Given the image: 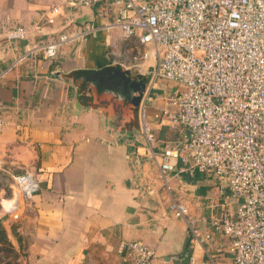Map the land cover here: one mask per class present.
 Masks as SVG:
<instances>
[{"label":"crops","instance_id":"obj_1","mask_svg":"<svg viewBox=\"0 0 264 264\" xmlns=\"http://www.w3.org/2000/svg\"><path fill=\"white\" fill-rule=\"evenodd\" d=\"M64 1L0 0V45L5 31L14 27L29 31L19 44L23 49L112 18L103 4L82 8ZM105 44L106 33L97 31L63 46L54 59L26 63L0 82V103L7 107V125L0 130V171L31 173L40 186L23 203L18 220L0 214V222L10 240L15 234L24 239L28 264H131L125 249L130 241L148 244L155 251L153 264H188L192 255L205 258L203 245L183 219L169 213V205L171 199L187 203L189 217L205 235L207 196H216L218 187L206 195L192 181L195 176L172 175L168 190L154 165L131 164L133 151L144 153L138 124L131 123L136 113L80 79L81 73L109 67ZM10 56L5 55L0 69ZM75 73L87 93L69 77ZM174 87L162 82L156 90L161 99L150 105L161 140L178 136L159 124L164 98ZM189 236L188 256H183ZM204 246L228 255L221 237Z\"/></svg>","mask_w":264,"mask_h":264},{"label":"built area","instance_id":"obj_2","mask_svg":"<svg viewBox=\"0 0 264 264\" xmlns=\"http://www.w3.org/2000/svg\"><path fill=\"white\" fill-rule=\"evenodd\" d=\"M82 8L103 4L112 18L98 26L19 45L26 27L3 34L0 82L23 65L52 60L59 50L97 31L106 33L109 67L147 78L137 121L144 153L133 151L136 167L154 165L166 188L172 175L214 176L218 193L207 196L208 232L201 234L187 203L171 199L169 213L183 219L205 258L188 264H264V0H65ZM37 77V76H35ZM172 83L160 125L177 137L159 139L150 105L161 83ZM0 103V130L7 125ZM1 169V161H0ZM10 195L2 217L19 219L23 203L39 191L31 173H7ZM226 241V254L207 248L215 237ZM214 241V242H213ZM215 246V245H214ZM131 264H153L155 251L143 241L125 246Z\"/></svg>","mask_w":264,"mask_h":264},{"label":"water","instance_id":"obj_3","mask_svg":"<svg viewBox=\"0 0 264 264\" xmlns=\"http://www.w3.org/2000/svg\"><path fill=\"white\" fill-rule=\"evenodd\" d=\"M80 79L95 89L98 95L113 97L119 104H128L137 116L138 107L147 86L146 77L133 78L129 71L118 66L81 73ZM191 241L192 236H189L186 254L183 256H188Z\"/></svg>","mask_w":264,"mask_h":264},{"label":"rangeland","instance_id":"obj_4","mask_svg":"<svg viewBox=\"0 0 264 264\" xmlns=\"http://www.w3.org/2000/svg\"><path fill=\"white\" fill-rule=\"evenodd\" d=\"M164 88L165 90L167 89L166 87ZM6 180L7 175L0 171V214L3 213L1 211V203L3 202L4 198H6V196L10 195L11 191L10 184H8ZM197 185H199V187H203L202 189H204L206 195L214 192L215 189H217L215 183L210 178H206L205 176H202L201 182H199ZM2 218L4 219L6 216ZM23 240L21 239V236L19 237L17 234H15V236H13V238L10 240L7 233L5 234L4 224L2 221L0 222V264H28V251L26 248V243L23 242ZM12 242L15 243V246L12 245Z\"/></svg>","mask_w":264,"mask_h":264},{"label":"trees","instance_id":"obj_5","mask_svg":"<svg viewBox=\"0 0 264 264\" xmlns=\"http://www.w3.org/2000/svg\"><path fill=\"white\" fill-rule=\"evenodd\" d=\"M77 74H79V73H77ZM69 77H71V78H73V81H74V83L76 84V85H79V87H80V89L81 90H85L84 89V87L82 86V83H81V81L79 80V78L77 77V75H76V73L75 74H71V75H69ZM92 90V89H91ZM88 91H84V93H87ZM90 94L91 95H93V90L90 92ZM131 123H133V124H138V121H137V116L135 117V118H133V120H132V122ZM202 176L204 177H206V178H210L214 183H215V185L217 186V179L214 177V176H207V175H204V174H199V173H197L196 175H195V177L192 179V181L194 182V183H199V182H201V178H202ZM5 234H6V232H5Z\"/></svg>","mask_w":264,"mask_h":264}]
</instances>
